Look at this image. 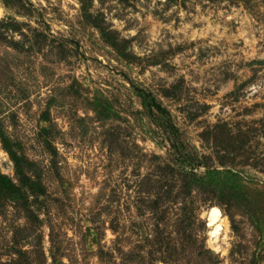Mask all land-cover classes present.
I'll use <instances>...</instances> for the list:
<instances>
[{
  "label": "rangeland",
  "instance_id": "374dc122",
  "mask_svg": "<svg viewBox=\"0 0 264 264\" xmlns=\"http://www.w3.org/2000/svg\"><path fill=\"white\" fill-rule=\"evenodd\" d=\"M0 173V264H264V0H0Z\"/></svg>",
  "mask_w": 264,
  "mask_h": 264
},
{
  "label": "bare ground",
  "instance_id": "6f19581e",
  "mask_svg": "<svg viewBox=\"0 0 264 264\" xmlns=\"http://www.w3.org/2000/svg\"><path fill=\"white\" fill-rule=\"evenodd\" d=\"M208 226L210 227L209 235L210 242L213 243L215 239L221 234L220 230L223 229L224 218L220 210L216 206H212L206 213ZM219 238V237H218Z\"/></svg>",
  "mask_w": 264,
  "mask_h": 264
},
{
  "label": "trees",
  "instance_id": "16d2710c",
  "mask_svg": "<svg viewBox=\"0 0 264 264\" xmlns=\"http://www.w3.org/2000/svg\"><path fill=\"white\" fill-rule=\"evenodd\" d=\"M153 103V105L155 104L154 102H151ZM157 105V104H155ZM159 106L157 105L156 108H158ZM159 109V108H158ZM0 186L3 187V189L9 191V192H12V188H13V185L11 184V180L6 177L5 175L1 174L0 173Z\"/></svg>",
  "mask_w": 264,
  "mask_h": 264
}]
</instances>
